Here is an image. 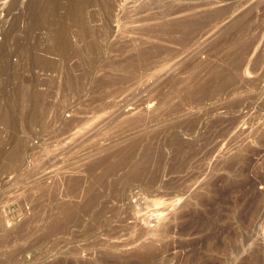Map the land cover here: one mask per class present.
I'll list each match as a JSON object with an SVG mask.
<instances>
[{
  "label": "rangeland",
  "instance_id": "1",
  "mask_svg": "<svg viewBox=\"0 0 264 264\" xmlns=\"http://www.w3.org/2000/svg\"><path fill=\"white\" fill-rule=\"evenodd\" d=\"M141 259L264 264V0H0V264Z\"/></svg>",
  "mask_w": 264,
  "mask_h": 264
},
{
  "label": "bare ground",
  "instance_id": "2",
  "mask_svg": "<svg viewBox=\"0 0 264 264\" xmlns=\"http://www.w3.org/2000/svg\"><path fill=\"white\" fill-rule=\"evenodd\" d=\"M226 11H227L226 6L218 7L214 10L212 15L216 17H219V16L221 17L226 13ZM175 21H177V24L182 27H185L188 24V22L184 18H179V19H176ZM137 264H145L144 259H141L139 262H137Z\"/></svg>",
  "mask_w": 264,
  "mask_h": 264
}]
</instances>
